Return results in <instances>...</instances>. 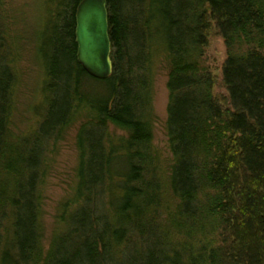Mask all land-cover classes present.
Returning a JSON list of instances; mask_svg holds the SVG:
<instances>
[{
  "label": "trees",
  "instance_id": "obj_1",
  "mask_svg": "<svg viewBox=\"0 0 264 264\" xmlns=\"http://www.w3.org/2000/svg\"><path fill=\"white\" fill-rule=\"evenodd\" d=\"M82 1L49 2L42 45L49 111L15 141L18 67L3 63L8 27L0 0V221L9 218L0 264H264V0H107L114 72L105 81L77 61ZM213 24L228 50V105L200 65ZM157 56L168 69L166 170L152 146ZM86 79L108 91L85 94ZM82 110L91 122L77 137V187L61 217L67 231L45 255L39 187L47 150ZM109 125L128 137L106 141ZM124 157L128 173L115 172Z\"/></svg>",
  "mask_w": 264,
  "mask_h": 264
},
{
  "label": "rangeland",
  "instance_id": "obj_2",
  "mask_svg": "<svg viewBox=\"0 0 264 264\" xmlns=\"http://www.w3.org/2000/svg\"><path fill=\"white\" fill-rule=\"evenodd\" d=\"M50 0H3V10L8 31V42L4 54L3 63H11L13 60L18 67V85L15 93V110L11 126L12 138L19 139L32 134L38 129L42 117L49 111V99L51 95H45V62L42 55V45L47 40V28L51 23ZM208 47L204 56L200 59L201 68L206 70L214 79V95L221 104L228 105V92L223 81V67L228 58V50L223 37L218 33L215 24L209 31ZM161 56V55H160ZM159 56V57H160ZM155 58L153 61L155 70L154 86L152 91L153 112V140L152 146L159 152L165 162V170L171 154L168 147L166 125L168 119L169 91L167 89L168 69L163 60ZM108 88L100 82L86 79L84 93L93 96H104ZM88 111L82 110L79 119L70 126L60 138L57 144L51 143L46 163L48 175L44 182L40 183L39 193L43 198V226L44 234L42 249L48 254L52 242H56L57 236L66 233L67 228L61 222L62 211L65 204L74 200L77 187V169L79 166V155L77 149V137L81 128L91 121L87 117ZM128 137V134L119 128L109 125L107 138L117 141ZM53 142V141H52ZM116 164V165H115ZM114 164V171L128 173V160L126 157L119 158ZM171 193L166 192L165 201L171 203ZM109 199L102 201L106 209ZM168 203V204H169ZM167 206V205H165ZM8 210H12L7 205ZM160 218L150 216L154 223L162 224L167 215L160 210ZM109 214V213H108ZM0 221V233L8 226V221ZM2 223V225H1ZM163 226V225H162ZM183 237V236H181ZM178 237L171 236L173 245H176ZM57 251V248L55 249ZM128 254V253H127ZM126 254V255H127Z\"/></svg>",
  "mask_w": 264,
  "mask_h": 264
},
{
  "label": "water",
  "instance_id": "obj_3",
  "mask_svg": "<svg viewBox=\"0 0 264 264\" xmlns=\"http://www.w3.org/2000/svg\"><path fill=\"white\" fill-rule=\"evenodd\" d=\"M107 0H83L76 11L77 61L92 78L109 79L114 72Z\"/></svg>",
  "mask_w": 264,
  "mask_h": 264
}]
</instances>
